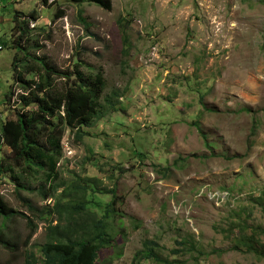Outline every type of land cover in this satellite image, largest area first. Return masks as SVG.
Instances as JSON below:
<instances>
[{
    "label": "rangeland",
    "instance_id": "rangeland-1",
    "mask_svg": "<svg viewBox=\"0 0 264 264\" xmlns=\"http://www.w3.org/2000/svg\"><path fill=\"white\" fill-rule=\"evenodd\" d=\"M52 2L0 0V127L19 104L15 54L85 77L102 72L104 96L122 93L103 119L82 126L81 138L65 131L58 163L59 193L89 185L100 218L113 200L103 190L116 191L114 240L98 264H161L135 259L147 240L168 264H264V0H110L109 9ZM15 16L29 21L25 53L13 48ZM64 83L54 78L52 91ZM11 154L0 145V159ZM17 171L24 187L0 172V196L38 230L28 242L26 219L0 216L19 247L0 246V264H26L31 253L41 264L46 228L58 216L42 187L53 185L45 171Z\"/></svg>",
    "mask_w": 264,
    "mask_h": 264
},
{
    "label": "trees",
    "instance_id": "trees-1",
    "mask_svg": "<svg viewBox=\"0 0 264 264\" xmlns=\"http://www.w3.org/2000/svg\"><path fill=\"white\" fill-rule=\"evenodd\" d=\"M49 1L41 0L43 5H48ZM68 1L73 3L90 1L107 9L111 7L110 0ZM63 14V11L58 9L54 18H60ZM14 21V30L19 31V36L17 42L14 39L13 48L17 52H24L21 40L28 33L29 21L19 22L17 16L14 17ZM12 71L13 80L20 91L14 102L19 104L14 107L15 119L7 118L0 127V145L8 146L12 153L10 158L0 159V172L11 173L18 181V186L22 188L24 186L19 181L24 180V177L22 172L17 171L18 168H22V171L30 175L45 171L46 180L53 185L51 191L42 187L44 197L55 200V211L58 216L55 221L57 223L51 220L46 228L44 258L41 264H98L100 250L109 247L114 240L111 220L116 215L115 206L118 202L116 191L103 190L107 194H112L113 200L107 204L105 214L100 218L90 208L91 205L98 204L87 198L89 185L63 188L59 193L61 186L56 184L58 163L64 151L62 141L65 131L70 128L75 131L78 138H81L82 126H93L103 119L116 106L122 93L116 89L104 96L106 80L102 72L91 78L85 77L77 70L58 71L49 65L44 57L29 58L25 54V58L18 59L15 54ZM30 72L36 73L37 78L27 79L25 75ZM72 75L75 79H72ZM54 78L64 79L65 86L62 91H52ZM16 83L5 96L7 102H11L15 95ZM28 206L30 212H39L32 204L28 203ZM0 216L6 220L16 216L26 219L31 230L28 242L38 230V225L28 214L8 208L1 196ZM0 246L11 252L19 250L17 244L4 232L3 227L0 228ZM156 247H158L156 242L145 241L143 249L136 253L135 259L168 264L158 256ZM36 262H38L36 255L31 253L26 264Z\"/></svg>",
    "mask_w": 264,
    "mask_h": 264
},
{
    "label": "clouds",
    "instance_id": "clouds-1",
    "mask_svg": "<svg viewBox=\"0 0 264 264\" xmlns=\"http://www.w3.org/2000/svg\"><path fill=\"white\" fill-rule=\"evenodd\" d=\"M1 9V8H0ZM2 50V47L0 46V51ZM19 91V89H18ZM62 146H63V150H64V144L62 143Z\"/></svg>",
    "mask_w": 264,
    "mask_h": 264
},
{
    "label": "built area",
    "instance_id": "built-area-1",
    "mask_svg": "<svg viewBox=\"0 0 264 264\" xmlns=\"http://www.w3.org/2000/svg\"><path fill=\"white\" fill-rule=\"evenodd\" d=\"M0 8H1V5H0Z\"/></svg>",
    "mask_w": 264,
    "mask_h": 264
}]
</instances>
